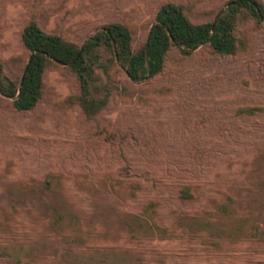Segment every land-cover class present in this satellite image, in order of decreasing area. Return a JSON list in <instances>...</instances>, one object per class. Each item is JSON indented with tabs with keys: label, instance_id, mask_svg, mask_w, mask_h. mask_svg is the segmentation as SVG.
I'll list each match as a JSON object with an SVG mask.
<instances>
[{
	"label": "rangeland",
	"instance_id": "1",
	"mask_svg": "<svg viewBox=\"0 0 264 264\" xmlns=\"http://www.w3.org/2000/svg\"><path fill=\"white\" fill-rule=\"evenodd\" d=\"M168 1L187 0H0L4 71L21 79L31 19L80 46L123 23L138 48ZM227 1L193 0L189 17ZM238 37L235 57L174 50L151 81L112 66L103 80L123 90L97 120L67 101L65 68L46 70L30 112L0 94V264H264V31Z\"/></svg>",
	"mask_w": 264,
	"mask_h": 264
},
{
	"label": "trees",
	"instance_id": "2",
	"mask_svg": "<svg viewBox=\"0 0 264 264\" xmlns=\"http://www.w3.org/2000/svg\"><path fill=\"white\" fill-rule=\"evenodd\" d=\"M224 6L221 13V9L212 13L211 21L195 23L189 17L194 11L193 0L184 4L165 2L155 14L148 41L147 34L138 48L133 46L131 29L123 23L104 25L80 46L60 35L44 32L31 19L20 35L22 47L31 56L25 65L23 82L19 87L20 78L7 74L0 60V94L11 100L17 112H30L42 100L46 70L52 66L65 68L73 74L77 84V92L69 95L67 101L76 106L85 119L97 120L114 94L120 88L123 90L111 79L103 80L108 78L112 66H122L130 85L151 81L163 74L174 50L183 57H190L194 54L192 51L202 46L213 56L235 57L246 48L245 40L238 37L240 27L251 23L254 29L264 31L262 0H228ZM239 112L252 114L254 109L244 108ZM113 137L111 135L109 142ZM132 183L135 188L141 187L139 182ZM180 195L183 199L191 198L188 189L181 190Z\"/></svg>",
	"mask_w": 264,
	"mask_h": 264
},
{
	"label": "water",
	"instance_id": "3",
	"mask_svg": "<svg viewBox=\"0 0 264 264\" xmlns=\"http://www.w3.org/2000/svg\"><path fill=\"white\" fill-rule=\"evenodd\" d=\"M224 9H225V8H224ZM224 9H222V10L220 11V13H221ZM220 13H219V14H220ZM219 14L215 17V20H214V21H216V19H217V17L219 16ZM149 36H150V32L148 33L147 41H148V39H149ZM30 57H31V56H29L28 61H29ZM28 61H27V64H28ZM27 64H26V65H27ZM57 64H59V65H61V66H65L64 64H61V63H57ZM71 64H72V63H70V64H68V65H71ZM25 73H26V67H25V69H24V71H23V74H22V77H21V79H20L19 87L21 86V84H22V82H23V77H24Z\"/></svg>",
	"mask_w": 264,
	"mask_h": 264
}]
</instances>
